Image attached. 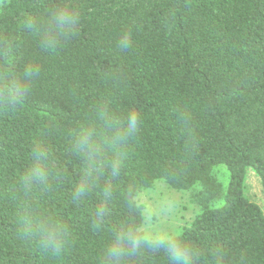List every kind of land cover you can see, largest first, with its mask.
I'll return each instance as SVG.
<instances>
[{"label":"trees","instance_id":"1","mask_svg":"<svg viewBox=\"0 0 264 264\" xmlns=\"http://www.w3.org/2000/svg\"><path fill=\"white\" fill-rule=\"evenodd\" d=\"M61 7L76 23L50 48ZM0 90V264H106L122 226L144 229L139 197L159 182L198 208L171 236L194 264H264V211L246 195L250 171L264 193V0H0ZM85 129L103 167L77 198ZM37 146L52 179L28 186ZM35 217L69 225L59 253L25 231ZM134 260L172 264L165 244Z\"/></svg>","mask_w":264,"mask_h":264},{"label":"clouds","instance_id":"2","mask_svg":"<svg viewBox=\"0 0 264 264\" xmlns=\"http://www.w3.org/2000/svg\"><path fill=\"white\" fill-rule=\"evenodd\" d=\"M50 15L51 26L46 35L45 44L52 48L58 44L61 38L71 33L76 23V13L70 8L61 7L54 9ZM128 44L129 38L125 36L121 41V46L126 48ZM26 72L33 74L34 66L29 65ZM136 128L137 116L133 112L126 119L125 133L130 134ZM77 147L87 156L83 177L73 186L74 196L82 198L88 194L92 173L97 170V165L100 168L103 167V161L100 146L88 134L86 129L80 133ZM34 153V161L25 169L21 177L23 183L28 186L44 184L52 179L46 150L37 146ZM118 167L119 162L117 161L113 164V171L118 170ZM105 195H107V192H105ZM25 231L35 235V238L45 249L55 254L59 253L67 243L70 228L61 220H54L51 217H35L26 221ZM161 244L167 246V253L172 264H194L196 253L185 245L179 237H163L131 224L122 226L121 230L106 243L103 256L106 264H135L134 257L144 246L158 248Z\"/></svg>","mask_w":264,"mask_h":264},{"label":"rangeland","instance_id":"3","mask_svg":"<svg viewBox=\"0 0 264 264\" xmlns=\"http://www.w3.org/2000/svg\"><path fill=\"white\" fill-rule=\"evenodd\" d=\"M246 195L264 211V193L260 178L250 171L247 179ZM139 202L145 208L144 229L163 237L178 234L188 226L198 212L189 193L175 192L159 182L152 191L141 194Z\"/></svg>","mask_w":264,"mask_h":264}]
</instances>
